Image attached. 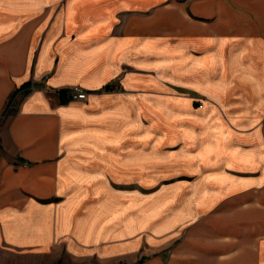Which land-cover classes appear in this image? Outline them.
<instances>
[{"label":"crops","instance_id":"0c3cea01","mask_svg":"<svg viewBox=\"0 0 264 264\" xmlns=\"http://www.w3.org/2000/svg\"><path fill=\"white\" fill-rule=\"evenodd\" d=\"M0 119L4 242L264 264V0H0ZM136 168L158 211L107 225Z\"/></svg>","mask_w":264,"mask_h":264},{"label":"rangeland","instance_id":"374dc122","mask_svg":"<svg viewBox=\"0 0 264 264\" xmlns=\"http://www.w3.org/2000/svg\"><path fill=\"white\" fill-rule=\"evenodd\" d=\"M69 87V86H68ZM66 88V87H65ZM23 94V92H22ZM20 94L19 96H21ZM18 92L14 91L6 104V107L4 108V111L2 112V120L3 117H6L10 113L14 112L15 106L19 100ZM202 101L199 99L196 103H201ZM183 119V118H182ZM193 119H195L193 117ZM191 120V118H190ZM197 123H199L201 126H206L207 119L206 117L199 116ZM1 121V119H0ZM182 121L181 119H170V118H162V119H151L150 124L152 127L158 128V129H165L166 135L163 138V142L161 143L164 147V145H168L169 147H174L176 144H171L170 142L174 141V132L173 130L175 127H178L182 125L183 122H188L189 124L193 123L189 120ZM196 123V122H195ZM193 123V124H195ZM186 124V123H185ZM152 136V134H151ZM155 136V135H153ZM203 141V140H202ZM201 141V142H202ZM147 142V140H146ZM154 141H152L153 143ZM159 143V142H157ZM160 144V145H161ZM165 145V146H166ZM188 147H193L192 145H189ZM175 148V147H174ZM178 148V147H176ZM156 167V166H153ZM139 171H136V180L133 182L128 183H119L117 186L123 195L119 197V203L117 206L114 207V213L111 214V211L109 213H106V220L104 223L109 225L110 223H114L116 221H120L122 218H124L127 214V211L132 208L131 210L134 212L138 209L139 212L143 211L146 216L152 215L151 207L153 208L154 205H159V190L158 186L160 185V182L168 183L170 181L163 179L160 180H146L141 175V168L137 169ZM148 173V171H146ZM186 177H173L172 181L178 180V179H185ZM146 180V181H145ZM127 186V187H123ZM133 186V187H132ZM97 200H103L97 199ZM127 200V201H126ZM165 200L164 197L161 198V201ZM170 199H167L169 202ZM108 201V200H107ZM130 202L131 206H127V202ZM221 197L215 199V202L213 204H221ZM119 206V207H118ZM117 209V210H116ZM134 209V210H133ZM154 209H156L154 207ZM130 211V210H129ZM158 211V209H156ZM155 211V212H156ZM149 212V213H148ZM154 212V211H153ZM154 212V213H155ZM143 214L136 213L135 215L138 217H141ZM134 215V217H136ZM118 224V223H117ZM119 225V224H118ZM108 245H103L100 247L96 246H84L82 245L81 252L76 250L75 247L65 246V245H50V246H42V247H36V246H13L10 245L2 240L0 237V264H134V260L138 262H141L145 256L141 255L139 258L134 257L133 253H128L125 251V249L121 248V246H115V247H107ZM93 248V249H92ZM109 249L110 252H106V249ZM98 250V251H97Z\"/></svg>","mask_w":264,"mask_h":264},{"label":"built area","instance_id":"2783aa9c","mask_svg":"<svg viewBox=\"0 0 264 264\" xmlns=\"http://www.w3.org/2000/svg\"><path fill=\"white\" fill-rule=\"evenodd\" d=\"M62 96L66 99H84L86 98V91L80 85H70L61 92Z\"/></svg>","mask_w":264,"mask_h":264},{"label":"trees","instance_id":"16d2710c","mask_svg":"<svg viewBox=\"0 0 264 264\" xmlns=\"http://www.w3.org/2000/svg\"><path fill=\"white\" fill-rule=\"evenodd\" d=\"M105 88H109V85H107ZM60 92H62V90Z\"/></svg>","mask_w":264,"mask_h":264},{"label":"bare ground","instance_id":"6f19581e","mask_svg":"<svg viewBox=\"0 0 264 264\" xmlns=\"http://www.w3.org/2000/svg\"><path fill=\"white\" fill-rule=\"evenodd\" d=\"M18 221V220H17ZM28 236V235H27Z\"/></svg>","mask_w":264,"mask_h":264}]
</instances>
